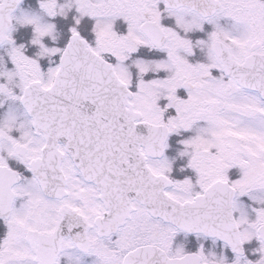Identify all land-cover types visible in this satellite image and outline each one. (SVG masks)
I'll list each match as a JSON object with an SVG mask.
<instances>
[{
    "label": "snow or ice",
    "instance_id": "snow-or-ice-1",
    "mask_svg": "<svg viewBox=\"0 0 264 264\" xmlns=\"http://www.w3.org/2000/svg\"><path fill=\"white\" fill-rule=\"evenodd\" d=\"M0 264H264V0H0Z\"/></svg>",
    "mask_w": 264,
    "mask_h": 264
}]
</instances>
